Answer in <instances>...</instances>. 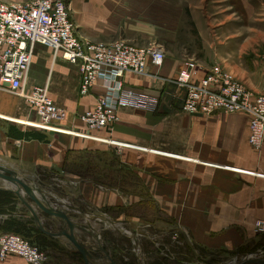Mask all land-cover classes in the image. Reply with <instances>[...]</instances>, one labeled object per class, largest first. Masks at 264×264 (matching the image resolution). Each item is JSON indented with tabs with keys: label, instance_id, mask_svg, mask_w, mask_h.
Listing matches in <instances>:
<instances>
[{
	"label": "crops",
	"instance_id": "0c3cea01",
	"mask_svg": "<svg viewBox=\"0 0 264 264\" xmlns=\"http://www.w3.org/2000/svg\"><path fill=\"white\" fill-rule=\"evenodd\" d=\"M100 1V5L95 3L104 6L108 14L137 0ZM75 2L72 0V15L78 31L90 40L79 28ZM177 3L156 0L160 8L150 10V33L165 38L167 44V50L158 44L165 50L163 68H150L151 74L162 79L124 76L128 88L159 97V110L123 108L114 128L89 134L81 116L95 106L104 90L98 84L88 96H82L78 66L60 57L54 60L50 48L37 45L27 88L48 85L56 106L66 115L54 123L53 130H40L35 127L40 121L37 111L19 96L0 90V164L22 179L34 181L36 187L60 202L72 205L75 211L70 213L81 211L96 219L90 227L101 235L102 245L108 227L98 216L138 232V219H113L107 211L124 206L136 209L143 204L160 214L159 224L169 229L167 235L177 230L192 246L217 259V264L230 263L264 247V234L254 231L257 222H264V179L252 175L264 169V147L258 154L249 144L248 114H183L180 110L185 91L166 82L177 80L184 64L193 60L199 66V78L220 67L236 75L248 89L260 92L264 80V2L181 0L180 8ZM186 10L194 28L190 23L187 28L180 24ZM191 37L194 39H189V46H183ZM74 130L81 135L69 136L68 131ZM107 139L120 145V151ZM109 153L117 157L120 167L133 174L131 181L124 182L127 188L108 185L111 176L103 164L112 168L104 162ZM84 165L87 172L82 173ZM77 167L79 173L73 171ZM39 181L46 187L39 186ZM0 188L11 187L0 179ZM16 200V217L21 218L22 213L23 218L32 217ZM25 200L33 205L27 196ZM36 209L45 227L61 229L57 220ZM8 218V214L0 215V221ZM74 220L86 225L81 218ZM77 235L96 244L82 231ZM61 241L68 243L64 238ZM14 264L27 263L22 259Z\"/></svg>",
	"mask_w": 264,
	"mask_h": 264
},
{
	"label": "built area",
	"instance_id": "2783aa9c",
	"mask_svg": "<svg viewBox=\"0 0 264 264\" xmlns=\"http://www.w3.org/2000/svg\"><path fill=\"white\" fill-rule=\"evenodd\" d=\"M72 0H36L35 2L4 3L0 1V90L15 94L37 111L40 130H53L54 123L65 118L64 110L56 106L49 86L27 88L37 45L53 51L54 60L78 66L82 83L80 94L88 96L101 85L104 95L95 106L81 116L89 134L114 128L123 108L157 111L160 98L135 91L125 84V74L161 80L151 74V66L160 70L165 64L161 45L151 47L131 45L123 40L113 43H93L83 38L72 15ZM199 66L190 60L183 66L177 80L166 83L185 91L181 113L210 116L244 113L250 117L249 144L262 154L264 147V80L260 92H253L234 74L214 67L199 78ZM71 137L81 133L68 131ZM110 144L121 146L107 139ZM264 179V169L252 172ZM127 231V230H125ZM254 231L264 234V222H257ZM128 234H131L128 232ZM27 264H47L48 255L25 238L14 234L0 235V264L12 256Z\"/></svg>",
	"mask_w": 264,
	"mask_h": 264
},
{
	"label": "rangeland",
	"instance_id": "374dc122",
	"mask_svg": "<svg viewBox=\"0 0 264 264\" xmlns=\"http://www.w3.org/2000/svg\"><path fill=\"white\" fill-rule=\"evenodd\" d=\"M155 1L156 0H137L132 4L119 8L118 12L109 11L108 14H105L104 6H99L102 4L100 0H76L73 9L80 30L83 32L84 36H86V38L88 36L90 39L89 41L93 43H113L123 40L131 45L136 44L147 47H151L153 44H162L167 50L165 38L153 36L149 29V19L152 15L150 10H158L160 8L159 5H155ZM254 1L256 2V0ZM177 6L179 8L181 7V0H178ZM187 14L188 12L186 10V18L180 19V24L186 28L190 23ZM190 26L194 28L195 23L191 22ZM189 39H194V37L186 38L184 41L187 45L183 46H189ZM195 42H197V37ZM106 156L104 162H109L112 166L111 168L110 166L103 164L104 167L109 168L111 176V178L108 179V185L118 186L121 189H123V187L127 188L124 182L131 181L133 174L124 167L122 168L118 165L117 157L114 154L109 153L106 154ZM85 167L86 166L84 165L82 173L87 172ZM73 171L79 173L78 167ZM139 205L141 206L139 207ZM139 205V208L136 209L127 206V208L125 206L123 208L119 207V211L116 212L118 213L116 216H119V219H138V221H135V223L138 224L135 228L138 229L139 232L138 233L137 230H135L139 234L138 250L134 246L132 239V233L134 230H130L129 226L122 225L123 223H118L115 227H111L112 225L110 224H105L108 228L107 231L103 233V246L108 252H110L118 264H175L177 261L186 262L187 264H217V259L209 256V253L206 250L192 246L180 233L177 232V230L174 234L167 235L166 232L169 229L160 227V214L156 212L152 213V207L147 208L143 204ZM25 207L23 211L28 213V209ZM7 208L11 211L13 209L11 206H7ZM16 210L19 212L18 209ZM0 215L3 214L0 213ZM8 215L10 216L8 220L16 217V215ZM15 219L24 223L26 227H28V230L34 228L33 225L35 224V221L32 217L20 218L17 216ZM4 224L5 222L1 220V229H4ZM1 229L0 235L3 233L1 232ZM60 230V228L56 229L55 226H53L52 231ZM20 232H24L23 229L19 230V233H14L25 238L41 251L47 253V264H84L81 260H77V258L72 257V255L66 254H71V252L76 253L69 242L65 245L61 239H57V244L48 241H46V244H38L37 242H34L33 239L27 237V235H30L29 233H26V235L25 232ZM128 232L131 234H128ZM62 246L64 250L62 249ZM207 257H210V260H207ZM18 260L22 261L19 256L15 255L10 257L3 264H14Z\"/></svg>",
	"mask_w": 264,
	"mask_h": 264
},
{
	"label": "water",
	"instance_id": "95a60500",
	"mask_svg": "<svg viewBox=\"0 0 264 264\" xmlns=\"http://www.w3.org/2000/svg\"><path fill=\"white\" fill-rule=\"evenodd\" d=\"M0 179L10 185L11 188H0V191H6L10 194H14L17 199L27 207L32 219L35 221L36 227L43 234L55 239L64 238L70 243L71 247L78 254L83 257L84 264H118L110 252H108L101 242V235L96 231H92L90 224L96 220L86 215H83L81 211L77 214H72L70 211H75L72 205H68L65 202H60L51 193L40 190L35 186V182L28 179H22L15 171L10 170L8 167L0 164ZM39 186L46 187L42 182H38ZM30 198L33 205L25 200V197ZM38 208L43 214L48 215L51 219L57 220L61 226L60 231H52L44 226L43 221L37 212ZM81 218L86 223L83 225L75 218ZM98 219L106 224L115 227L118 223L109 217L99 215ZM77 221V222H76ZM78 231L84 232L90 239H94L95 243H91L86 239H81L77 235ZM134 246L139 248L138 237L139 234L133 231ZM223 264H264V247L256 253L247 255L242 259L236 258L230 263Z\"/></svg>",
	"mask_w": 264,
	"mask_h": 264
},
{
	"label": "trees",
	"instance_id": "16d2710c",
	"mask_svg": "<svg viewBox=\"0 0 264 264\" xmlns=\"http://www.w3.org/2000/svg\"><path fill=\"white\" fill-rule=\"evenodd\" d=\"M125 195H129L130 192H126L124 191L123 192ZM17 200H16V197L15 195L13 194H10L8 192H0V213H2L3 215L5 214H11V215H17ZM7 206H11L13 207L12 211L9 210L7 208ZM16 208H15V207ZM2 207V208H1ZM119 209L115 210V209H109L107 211V215H109L111 218L113 219H119V216H116V212H118ZM23 216H25V213H22L20 214ZM16 217H14L13 219L11 218L10 220H6L4 221L5 224H4V229H1V232H3L2 234H14V232H18L19 233V230L23 229V231L25 232V234L29 233L30 235H27V237H29V239H33L34 242H37L38 244H46V241L48 242H51V243H56V240L55 238H52V237H49V236H45L43 235L38 229L37 227L35 226V224L33 225L34 228H30L28 230V227H26V225L20 221H17V219H15ZM118 222V221H117ZM24 232H20V233H24ZM62 249L64 250L63 246H62ZM43 252V251H42ZM63 252V251H62ZM70 252V251H68ZM45 253V252H44ZM65 253V252H64ZM67 255H72V257H75L77 258V260H81L83 263V257L81 254H77V253H72L71 254H68L66 253ZM204 262V261H203ZM175 264H187L186 262H180V261H177L175 262ZM188 264H195V263H188Z\"/></svg>",
	"mask_w": 264,
	"mask_h": 264
},
{
	"label": "bare ground",
	"instance_id": "6f19581e",
	"mask_svg": "<svg viewBox=\"0 0 264 264\" xmlns=\"http://www.w3.org/2000/svg\"><path fill=\"white\" fill-rule=\"evenodd\" d=\"M242 259V258H241Z\"/></svg>",
	"mask_w": 264,
	"mask_h": 264
}]
</instances>
